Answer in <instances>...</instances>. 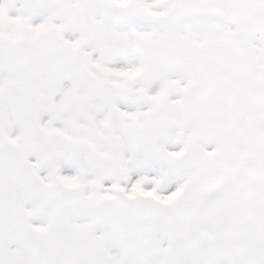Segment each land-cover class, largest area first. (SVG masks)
Listing matches in <instances>:
<instances>
[{"label":"snow or ice","instance_id":"obj_1","mask_svg":"<svg viewBox=\"0 0 264 264\" xmlns=\"http://www.w3.org/2000/svg\"><path fill=\"white\" fill-rule=\"evenodd\" d=\"M0 264H264V0H0Z\"/></svg>","mask_w":264,"mask_h":264}]
</instances>
